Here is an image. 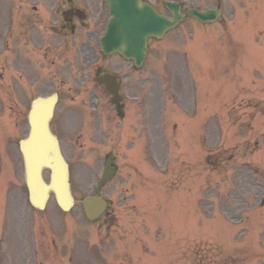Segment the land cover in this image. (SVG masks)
Listing matches in <instances>:
<instances>
[{
  "label": "rangeland",
  "instance_id": "rangeland-1",
  "mask_svg": "<svg viewBox=\"0 0 264 264\" xmlns=\"http://www.w3.org/2000/svg\"><path fill=\"white\" fill-rule=\"evenodd\" d=\"M147 1L167 14L163 0ZM231 1L217 23L184 21L164 38L149 39L147 112L141 106L134 112L142 135L133 165L142 174L110 181L98 193L107 210L93 222L81 201L93 193L100 148L78 147L76 132L63 136L73 209L62 212L51 198L44 212L20 218L26 191L16 142L27 126L25 115L18 124L9 108L21 112L26 105L11 96L16 51L0 44V157L14 155L19 166L12 182L0 176V205L10 206L3 216L0 206V222L10 221L0 264H41L53 252H64L61 264H264V0ZM182 3L184 9L215 5ZM0 11L8 13L1 0ZM4 14L0 27L9 24ZM19 219L32 220L30 245H22L28 224L21 227Z\"/></svg>",
  "mask_w": 264,
  "mask_h": 264
},
{
  "label": "flooded vegetation",
  "instance_id": "flooded-vegetation-1",
  "mask_svg": "<svg viewBox=\"0 0 264 264\" xmlns=\"http://www.w3.org/2000/svg\"><path fill=\"white\" fill-rule=\"evenodd\" d=\"M10 1L15 16L13 26L10 27L13 49L19 53L22 50L32 53L39 50L44 53V63L47 65H42L39 72H36L31 63L26 67L16 68L18 96L23 90L27 91V97L31 100L39 95L56 93L58 101L69 98L76 101L77 107L85 109H90L92 102H99L100 108L96 114L80 112L75 131L80 137L85 135L87 139L90 138L85 142L89 144L91 140L93 148H100L96 157L104 158V163L114 168L112 154L115 151L112 146L126 141L124 132L136 118L131 108L133 105L137 106L138 99L141 100L142 91H138L135 85L142 76L144 67L136 70L131 62L101 59L98 54V37L103 24L95 19L96 11L93 10L97 0ZM172 1L181 3L182 0ZM83 54H86L85 59ZM79 55L83 56V61L78 59ZM33 58L34 55L31 60ZM85 62L89 69L83 71ZM66 66L70 69L68 73ZM102 73L114 75L119 82L118 93L124 110L123 117L116 113L111 97L97 83V78ZM104 103L109 108L103 109ZM141 103L142 101L139 104ZM70 118L66 106L59 109L56 106L51 128L57 135L61 148H64L61 135L68 132ZM137 128L138 124L135 125V131L141 135V130Z\"/></svg>",
  "mask_w": 264,
  "mask_h": 264
},
{
  "label": "water",
  "instance_id": "water-1",
  "mask_svg": "<svg viewBox=\"0 0 264 264\" xmlns=\"http://www.w3.org/2000/svg\"><path fill=\"white\" fill-rule=\"evenodd\" d=\"M110 7L112 19L106 35L101 39L104 53L118 52L127 59H132L138 66L146 52L147 37L160 38L167 29L174 27L181 19L178 5L166 3L173 19L169 21L158 15L152 8L140 0H106ZM219 14L218 10H188L190 15L201 22L213 21ZM41 103V102H40ZM34 103L30 114V135L21 143L24 157L27 183L31 203L43 209L49 191H53L57 203L63 210L72 206L68 188L67 165L62 159L57 141L48 129L51 115L46 104ZM44 107L47 110L44 111ZM50 170L49 185L41 179V169ZM86 216L96 218L104 209V203L97 199H86L83 203Z\"/></svg>",
  "mask_w": 264,
  "mask_h": 264
}]
</instances>
